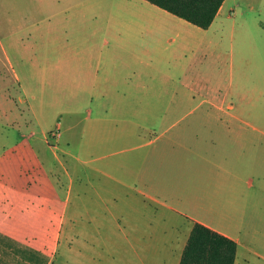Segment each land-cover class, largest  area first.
Wrapping results in <instances>:
<instances>
[{
    "label": "rangeland",
    "instance_id": "obj_1",
    "mask_svg": "<svg viewBox=\"0 0 264 264\" xmlns=\"http://www.w3.org/2000/svg\"><path fill=\"white\" fill-rule=\"evenodd\" d=\"M158 11L166 13L144 0H0V146L5 140L23 146L33 132V144L38 147L44 140L53 148L40 146L39 152L57 170L53 185L47 186V211L36 208L37 203L25 211L16 200L14 224L1 221L0 264H35L19 248L36 252L45 264H178L188 225L169 210L160 216L155 250L144 255L127 249L130 243L118 238L101 240L95 250L86 236L88 228L96 229L91 221L95 211L100 219L109 215L104 205L95 211L89 205L96 190L104 194L111 189L106 196L115 198L113 203L126 215L122 216L151 231L159 204L145 197L143 207L126 198L140 196L139 190L151 194L153 185L173 191L193 185V170L164 150L166 137H157L163 124L200 116L188 113L201 98L185 96L189 82L178 77L180 69L176 78L167 75L174 47L202 45L187 56L193 61L191 68L200 72L193 88L218 91L224 106L233 105L244 121L264 132V0H224L208 31L170 14L166 15L173 20L165 21ZM107 12L112 13L111 28ZM134 25L137 31L131 29ZM151 32L160 39L154 40L156 34L153 39L140 35ZM105 41L115 61H161L159 71L145 64L140 78L128 74L117 82L122 89H142L144 98H126L122 106L113 97H86L78 89L74 61H57V45L87 43L104 53L109 47ZM139 49L143 56L137 58ZM81 54L90 53L87 49ZM135 102L141 110L131 109ZM118 107L124 109L119 112ZM105 111L108 120L102 116ZM56 133L59 138L51 139ZM263 140L256 133L252 157L245 162L243 179H251L253 188L264 186ZM53 155L62 167L51 165L56 161ZM253 196L241 231L238 264H264V194ZM63 208L70 216H62ZM73 217L81 233L77 240ZM115 217L121 219L120 214Z\"/></svg>",
    "mask_w": 264,
    "mask_h": 264
},
{
    "label": "crops",
    "instance_id": "obj_2",
    "mask_svg": "<svg viewBox=\"0 0 264 264\" xmlns=\"http://www.w3.org/2000/svg\"><path fill=\"white\" fill-rule=\"evenodd\" d=\"M222 7L223 4L209 28L202 30L208 31L212 27ZM163 11L166 13L158 11L157 14L165 21L173 20L171 16L174 15ZM107 15L109 16L108 27L111 28L112 13L107 12ZM131 29L138 30L136 25L131 26ZM162 29L166 30L164 27ZM147 30L151 31V29ZM155 34L156 37L154 38ZM140 35H146V37L154 38V40L160 39L158 34L154 32L140 33ZM159 42L160 40L157 41V43ZM105 46L109 47L103 53L94 45H87V43H63L56 46L55 53L57 61H74L78 89L80 88L79 90L84 92L86 97L92 98L93 95L101 98L113 97L122 106L126 103L124 101L126 98H144L145 92L142 89H122L117 86V82L122 76H125L126 79L128 74L140 78L145 64L151 65L159 71L161 61H115V53L109 42L105 41ZM201 46L197 44L191 48L190 43H185L174 47L172 51L169 50L173 60L168 61L169 68L167 70V75L170 78H176L178 75V77L187 79L189 91L185 96L192 97L195 94L201 98L200 104L188 111L190 114L196 113L200 116H197L196 121H188L182 124H163L161 125V132L157 135V137H166L168 145L164 150L172 158L177 161L183 159L185 161L184 166L193 170L192 178H190L193 185L190 183V185L177 191L164 188L161 185H153L151 194L139 190L138 193L141 197L135 195L136 197L128 196L126 198L128 200L134 199L143 207H147L145 197L159 204L160 212L156 211L152 214V223L156 225V228H152L151 231H143L141 229L143 224L139 225L133 219L122 216L124 214L121 213L120 206L113 203L115 198L110 196L108 199L106 196L107 193L112 194L111 189L105 190L104 194L96 190V193L89 200V205L95 211L96 206L102 204L108 209L105 210L109 215L107 218L100 219L98 217L102 215L95 211L91 218V221L96 223V229L88 228L86 236L87 241L94 243L95 250L101 240L113 242L117 238L130 243V248L127 249H135L137 253L142 255L155 250L154 242L158 240L157 236L161 235L160 216L163 211L169 210L187 222L188 229L185 232L188 234H190L193 225L198 223L236 242L235 264H238V251L243 239L241 231H243L242 227L247 225L249 204L254 201L253 195L264 194V186L253 188L251 179H243L247 168L245 162L252 157L251 143L255 142L256 133L264 136V132L261 128H257V125L244 121L239 116V109L233 105L224 106L223 100L218 99V91H197L193 88V83L198 82L200 72L191 68L193 61H190L191 58H187V56L193 49L196 51ZM31 49L37 50L39 48L32 46ZM87 49L90 53L88 57L81 54ZM142 52V49H139L138 54L137 50V58L143 56ZM179 69L180 71L176 75L175 71ZM133 106L131 109L134 111L142 109V107L139 109L138 102H135ZM122 109L124 108L118 107L119 112ZM172 110L176 111L175 108ZM108 113L107 111L102 113L105 120H108ZM3 135L7 139L9 138L7 133ZM34 135L31 132L23 146L14 143L13 145H10L11 143L6 144V140V145L2 142L0 146V223L3 220L2 223L6 221L14 224V218L17 214L16 200L25 211L34 209L36 203L39 205L36 208L48 210L46 204L50 197L47 186L53 185L50 181L54 176H57V170L56 167L48 166L46 159L40 157L39 147L45 146L48 150H53V148L44 140H40L37 147L31 142ZM56 138H59L58 133L55 136L52 134L51 139ZM164 150L162 149V151ZM53 159L56 161H52L51 165L57 162L62 167V164L57 161V157L53 155ZM153 182L156 183L155 178ZM242 182H245V189L241 187ZM124 194L127 195L128 191H125ZM249 194L252 197H248ZM67 213V208H63L62 216H70ZM115 214H120L121 219L115 217ZM72 219L74 222L72 224L73 236L77 240L81 233L75 230L78 221L74 217ZM176 233V231L173 232V237ZM88 246L90 247V244ZM182 250L183 248L178 256V264Z\"/></svg>",
    "mask_w": 264,
    "mask_h": 264
},
{
    "label": "trees",
    "instance_id": "obj_3",
    "mask_svg": "<svg viewBox=\"0 0 264 264\" xmlns=\"http://www.w3.org/2000/svg\"><path fill=\"white\" fill-rule=\"evenodd\" d=\"M201 29L215 19L224 0H145ZM27 260L35 264L46 261L36 252L19 248ZM237 243L230 238L195 223L183 247L179 264H235Z\"/></svg>",
    "mask_w": 264,
    "mask_h": 264
}]
</instances>
